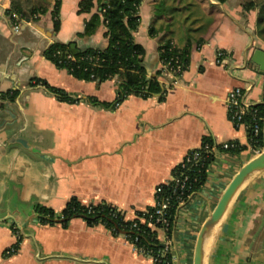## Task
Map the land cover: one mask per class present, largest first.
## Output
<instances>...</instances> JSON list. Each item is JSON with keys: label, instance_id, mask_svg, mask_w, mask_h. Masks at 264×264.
Listing matches in <instances>:
<instances>
[{"label": "crops", "instance_id": "0c3cea01", "mask_svg": "<svg viewBox=\"0 0 264 264\" xmlns=\"http://www.w3.org/2000/svg\"><path fill=\"white\" fill-rule=\"evenodd\" d=\"M59 1L56 31L57 0H0V264H156L102 223H41L35 206L59 214L75 197L110 203L133 220L155 205L156 187L173 179L204 137L218 145L238 141L245 149L217 151L205 183L176 213L171 261L193 264L203 223L241 166L264 149L251 146L246 126H236L227 107L235 87L251 105L264 102V74L251 60L256 48L264 50L257 9L245 11L243 0H143L135 39L149 74L160 70L162 44L182 49L188 36L189 65L173 85L159 77L163 94H132L116 105V79L78 78L45 56L54 42L106 46L104 26L81 36L91 15L78 12L81 0ZM38 80L77 100L60 99ZM12 91L13 100L4 96ZM205 264H264V170L236 193L208 241Z\"/></svg>", "mask_w": 264, "mask_h": 264}, {"label": "trees", "instance_id": "16d2710c", "mask_svg": "<svg viewBox=\"0 0 264 264\" xmlns=\"http://www.w3.org/2000/svg\"><path fill=\"white\" fill-rule=\"evenodd\" d=\"M216 1L226 3L228 0ZM142 2L143 0H81L78 5V12L91 14L90 18L86 20L81 36H91L101 26H104L103 36L106 39V46L100 47L92 44H76L73 46L72 42L67 44L54 42L45 50V56L59 67L66 68L78 78L102 82L118 75L120 81L115 99L116 105L132 94L144 97L153 94H163L165 88L159 80L161 71L157 70L155 74H149L145 66V48L135 39V32L140 26L141 21L140 7ZM60 4V1L57 0L56 6L52 11L54 30L56 31L60 27ZM162 4L163 2L160 3V5ZM242 6L245 11L258 9L257 25L258 28L262 26L264 23V0H243ZM94 8L95 11H93ZM18 13L24 16L21 11H18ZM151 31L153 32V29ZM259 31V35L263 37L264 27H260ZM202 43L203 39L198 38L197 47H200ZM172 44L168 40L160 46V61L166 62L173 57L177 58L182 65L183 73L190 61L191 38L188 36V44L182 49L176 46L173 47ZM69 54L74 58L69 57ZM37 82L47 86L60 99L77 100V98L69 96L61 89L48 85L44 80H38ZM16 95L17 91H12L6 93L4 96L13 100ZM252 109L261 125V130L258 134H255L251 127L252 121L247 116L249 141L253 148L262 150L264 147V134L262 130L264 123V102L253 105ZM234 124L239 126L236 122ZM231 143L233 144L232 146L223 148L222 144H216L211 137H204L200 147L196 148L198 149L196 151L201 154L199 163L196 165L187 163L184 166L180 163L174 168L173 177L178 178L179 176L188 175V182L182 195L179 192L173 191L174 180H171L168 185L164 186L161 193V195L171 197L168 208L170 224L166 231L168 238L172 236L180 200L183 199L186 202L193 192L198 191L203 186L207 179L208 167L214 160L216 152L224 150L240 153L245 149V146L240 145L238 141H231ZM212 147H215L214 150H211ZM194 150H190L188 154L193 153ZM35 209L41 223H61L63 226H66L73 218H83L90 225L102 223L114 235L124 234L137 247L144 248L146 255L151 256L156 264H165L167 261L172 260L170 253H167L164 257L162 256L164 246L163 242L158 238V229L149 226L148 220L142 222L140 219H125L124 214L110 203L101 201L84 204L74 197L66 203L64 209L59 214L54 209L43 204H37ZM146 210L153 212L155 208L152 206ZM142 213L140 212L139 215Z\"/></svg>", "mask_w": 264, "mask_h": 264}, {"label": "built area", "instance_id": "2783aa9c", "mask_svg": "<svg viewBox=\"0 0 264 264\" xmlns=\"http://www.w3.org/2000/svg\"><path fill=\"white\" fill-rule=\"evenodd\" d=\"M9 23L12 25L13 29L18 32L20 28V22L18 20V15L16 13H12L9 16ZM173 47H175L174 44H172ZM69 57L74 58L71 54H69ZM225 57V53L223 51L218 52V62H222ZM160 71L161 75L160 77H163L168 84L173 85L177 82V80L181 77L182 73V65L179 62L177 58H171L168 59L166 62L161 61L160 65ZM112 79H116L117 84L120 81V77L118 75L114 76ZM227 107H228V114L230 119L235 123H238L239 125H245L248 129L249 125H247L246 118L247 116L250 117V120L252 121L251 127L253 129V132L255 134H258L261 130V125L258 122L256 115L254 114V110L252 109L253 105L246 102L244 99V91L241 87H235L232 90L229 91L227 95ZM233 144L230 142H224L222 143L223 148H228L232 146ZM208 147V146H207ZM215 147H212L211 150H214ZM198 149H195L193 153L187 154L184 160L181 162V164L184 166L187 163H191L192 165H196L199 163L201 159V154L196 151ZM259 152V150H258ZM175 181L174 183V192H179L180 195L184 193V190L186 188V184L188 182V175L179 176L178 178L173 177ZM167 184H161L158 185L155 189V210L153 212H149L148 210L142 211L143 213L141 215H138L135 219H140V221L145 222L146 220L149 221V226L155 229H159L165 233V240L163 242L164 250L162 252V256L164 257L167 253H170L169 248V238L166 235L167 228L170 224V218L168 215V208L170 205L171 197L170 196H164L161 195L163 192L164 186ZM95 203V202H90ZM184 203V200H180V204ZM122 212V211H121ZM123 213V212H122ZM124 214V213H123ZM18 215V214H17ZM128 220V219H127ZM124 235V234H123ZM124 237L128 239L126 235ZM159 238V237H158ZM131 242V241H130ZM133 243V242H131ZM134 244V243H133ZM134 246L142 253H145V249L142 247H137L135 244ZM149 256V255H148ZM165 264H172V261H167Z\"/></svg>", "mask_w": 264, "mask_h": 264}, {"label": "water", "instance_id": "95a60500", "mask_svg": "<svg viewBox=\"0 0 264 264\" xmlns=\"http://www.w3.org/2000/svg\"><path fill=\"white\" fill-rule=\"evenodd\" d=\"M251 60L258 66L260 73L264 74V50L256 48ZM261 170H264V149L241 166L222 193L214 210L203 223L195 243L193 264H205L208 241L222 220L228 206L244 182L252 174Z\"/></svg>", "mask_w": 264, "mask_h": 264}, {"label": "rangeland", "instance_id": "374dc122", "mask_svg": "<svg viewBox=\"0 0 264 264\" xmlns=\"http://www.w3.org/2000/svg\"><path fill=\"white\" fill-rule=\"evenodd\" d=\"M257 11H258V9H257ZM257 15H258V12H257ZM260 27H264V23H263L262 26H260ZM260 27H259L258 30H257L258 32H260V31H259ZM263 38H264V35H263Z\"/></svg>", "mask_w": 264, "mask_h": 264}]
</instances>
